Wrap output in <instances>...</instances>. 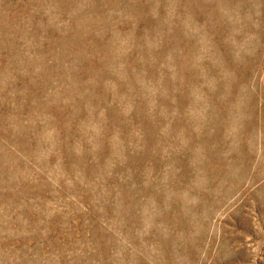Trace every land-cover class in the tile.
<instances>
[{
	"label": "rangeland",
	"instance_id": "374dc122",
	"mask_svg": "<svg viewBox=\"0 0 264 264\" xmlns=\"http://www.w3.org/2000/svg\"><path fill=\"white\" fill-rule=\"evenodd\" d=\"M0 264H264V0H0Z\"/></svg>",
	"mask_w": 264,
	"mask_h": 264
}]
</instances>
